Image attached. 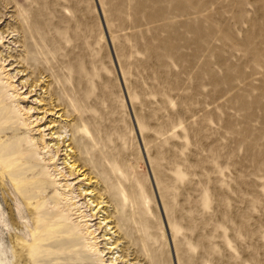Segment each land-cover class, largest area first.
Returning <instances> with one entry per match:
<instances>
[{
	"label": "rangeland",
	"instance_id": "1",
	"mask_svg": "<svg viewBox=\"0 0 264 264\" xmlns=\"http://www.w3.org/2000/svg\"><path fill=\"white\" fill-rule=\"evenodd\" d=\"M0 31V264H46L36 218L71 263L264 264V0H0Z\"/></svg>",
	"mask_w": 264,
	"mask_h": 264
},
{
	"label": "bare ground",
	"instance_id": "2",
	"mask_svg": "<svg viewBox=\"0 0 264 264\" xmlns=\"http://www.w3.org/2000/svg\"><path fill=\"white\" fill-rule=\"evenodd\" d=\"M2 36H3V34H2ZM3 59H4L3 56H0V60H3ZM19 73H21V72H19ZM22 84H23V82H22ZM5 111L6 110H4V112ZM4 112H2L4 118H6V117L8 118V116H9V114L7 113L8 111L5 112V113ZM3 129L5 131L8 130L7 127H4ZM0 132H3L2 127L0 129ZM47 144H48V145H46L47 148L50 149V147H51L50 144L49 143H47ZM55 146L58 147V143L55 144ZM59 151L60 150H59V147H58L57 149H55L54 152H55V154H57ZM51 160L52 159H50L49 161H51ZM72 167H74V165ZM70 175H72V173ZM89 180H91V179L89 178ZM68 186L69 185L66 184V187H68ZM79 195H81V194H79ZM65 200L72 201L69 198H67ZM93 203H96L95 208L96 207L98 208V206L100 205V203L97 201V199ZM76 204H77V200L76 201L74 200V201H72L71 206H74ZM83 204H85V203H83ZM84 207L81 206L80 209L82 210V208H84ZM101 208H103V207H100L97 210V212H95L94 214L84 215V211H82V212H79L80 214L77 215V216H79V218H81V222L82 223H85V224L86 223H90V222L92 223V221H95L94 217H96L99 213H101L100 212ZM91 210H93V209H91ZM99 219H100V217H99ZM107 219L108 218H104L103 221H107ZM45 220H46L45 218H36V220H35V224L36 225H35V228H34V231H33V234H32V242L31 243H27V245L25 246L27 248V251L29 252V256L32 259H35V260L38 259V262L39 261H43L46 264H80V263H71L70 261H68V258L70 257V254L64 255L65 254V246L64 245L69 246V247H74L75 246V241L72 240L70 237L62 238L61 230H59V232L51 231L50 230V226L46 223ZM91 225L90 224H86L85 228L86 229H90L92 227ZM94 226H96V225H94ZM97 227H96L97 229L92 230L91 233L95 235L93 238H95L96 240L99 239V238H104L102 240V241H104V248L102 247L101 251H99V246H98L99 243L98 242H100V241H95V243H94L95 245L93 246L94 252H96V253L98 252L99 255H102L100 257H103V256L106 257L108 255H114V250L116 249V246H114L115 244L113 245V244H111L109 242L111 240V238H105V237H107V230L105 231L103 229L104 227L101 226V222L98 224ZM118 227H119V224H116V226L113 227V228L117 229ZM58 228H60V225L58 226ZM97 230H102V232H103V234L99 238L97 236V233H99ZM115 232H117V231H115ZM43 248L45 250H48V252L44 255V257H41V252H42L41 250ZM120 257H123V256H120ZM117 260H118V256L116 258H115V256L114 257L113 256L112 257L109 256V258L107 259V261H109L110 264L111 263L115 264L117 262Z\"/></svg>",
	"mask_w": 264,
	"mask_h": 264
}]
</instances>
